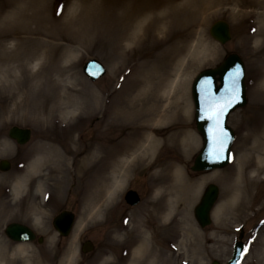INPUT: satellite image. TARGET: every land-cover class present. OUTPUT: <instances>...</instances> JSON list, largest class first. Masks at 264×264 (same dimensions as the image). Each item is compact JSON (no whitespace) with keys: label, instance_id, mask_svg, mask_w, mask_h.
I'll return each mask as SVG.
<instances>
[{"label":"rangeland","instance_id":"1","mask_svg":"<svg viewBox=\"0 0 264 264\" xmlns=\"http://www.w3.org/2000/svg\"><path fill=\"white\" fill-rule=\"evenodd\" d=\"M118 2L0 0V50L4 49L0 51V160L7 158L13 164L9 172L0 170V264H127L129 253L125 250L130 251L139 240H145L148 249L153 248L154 264H211L214 259L225 263L232 256L240 226L245 230L247 249L240 264H264V170L255 178L251 167H245L253 155L258 159L264 146V142L255 140L258 136L264 140V0H206L191 22L171 28L168 42H164L162 33H158L155 45L148 37L129 58V46L124 38L120 41L116 24L105 23L112 16L118 20L121 17ZM219 19L231 26L232 38L224 44L209 31ZM23 24L29 34L22 30ZM14 32L18 38L12 36ZM187 37V49L172 60L166 87L162 88L166 95L159 105L167 116L155 122L158 144L154 153L130 173L124 187L108 197L102 209H91L95 199H87L88 181L104 165L112 164L113 155L125 153L127 137L141 130L136 119L117 113L114 116L118 118L108 124L106 108L120 100L121 104L137 106L143 87L136 82L135 68L142 62L162 59L164 51ZM28 50H36L38 56L22 72L16 65ZM231 52L239 53L245 62L248 96L247 104L229 116L235 131L233 157L220 169L194 172L191 166L203 138L195 125L192 82L199 71L218 65ZM92 57L99 58L107 68L96 81L90 80L82 68ZM173 84L177 87L173 101H180L182 117L166 97L173 95ZM85 87L87 96L82 94ZM88 98H92L93 106L99 105L95 111L63 116L66 104ZM14 124L32 128L29 143L19 145L9 137ZM51 145L65 159L62 164L68 177L64 183L47 178V164L37 168L34 164ZM101 152L106 156L92 165ZM150 161L152 166L147 165ZM172 164L181 166L185 173L189 200H178L175 195V204L182 206L170 211L165 208L159 215L157 209L167 198L165 187L169 185L161 176L167 175ZM227 181L243 184L244 192L239 198L228 197L217 215ZM250 181L254 185L246 191ZM210 183L219 186V198L211 213L212 223L201 227L194 208ZM17 184H21L17 190H8ZM130 188L142 197L137 206L125 202V192ZM63 209L74 210L77 215L66 237L53 226L54 216ZM182 217L186 223L180 222ZM12 221L28 223L39 235L44 223V242L11 240L5 227ZM84 240L95 243L92 253H82Z\"/></svg>","mask_w":264,"mask_h":264},{"label":"bare ground","instance_id":"2","mask_svg":"<svg viewBox=\"0 0 264 264\" xmlns=\"http://www.w3.org/2000/svg\"><path fill=\"white\" fill-rule=\"evenodd\" d=\"M205 1L206 0H119L118 7H120L118 9L122 12L121 17L118 20L116 17L112 16L105 23L113 21V23L116 24L115 29H118L120 41L124 38L126 44L129 46V51H127V58H129L131 55L130 53L133 55V53L142 48L143 41L147 40L148 37L152 39V45H155L158 33H162L164 42H168L172 37L171 28L183 26L191 22L195 17L196 12H199L204 6ZM201 3L202 6H200ZM159 10L161 11L157 13ZM27 27V25L23 24L22 30H25L29 34L30 31ZM3 35H6V33ZM14 35L15 38H18L17 32L12 34V36ZM187 41L188 37L171 45L169 48L170 50L164 51L163 57L160 56L162 59H153L148 62H142L135 68L138 72L136 82L140 87H143V89L139 91L140 98L136 99L137 106H135V103H127V105L124 103L121 104L120 101L122 100H120L113 102L108 108H106L105 118H108V124H111L114 118H118L114 116V114L116 115L117 113V116L120 117L127 118V116H130V118L136 119V122H140L137 125L140 126L141 130L127 137L128 146L125 149L126 151H124L125 153L121 154L119 157L113 155L112 164L110 166L104 165L103 170L95 172L92 179L88 181L87 199H89V201L95 199L94 203L91 205V209H94L95 207L96 211L102 209L108 201L107 198H110L115 193H119L120 189L124 187L125 180L130 178H128L130 173L139 167V165L150 160L151 153H154L158 144V138L155 136V122L159 119L160 121L158 122H161L167 116L165 110H160L159 105L160 101L165 98L162 97V95H166L162 88L166 87L171 69L169 66L171 65L172 60L180 56V54L187 49ZM3 50L4 49L0 51L3 52ZM22 55H24V57L21 56L19 58L16 67L19 68V70L21 69L20 71L25 72L27 71L28 63L36 59L38 54L36 50H28ZM180 57L178 58V61H180ZM36 64L39 63L36 62ZM9 68L12 69V67ZM28 87L31 89V83H28ZM176 89L177 87L175 88V84H173L171 87V90L174 91L173 95L170 96L169 93L166 97L168 102H170L172 109L182 117V108L179 107L180 101H178L177 98L173 101L174 97L177 95ZM82 90V94L87 96L88 89L85 87ZM23 91L28 95L29 90L26 86L23 87ZM91 99L92 98H88L87 101L82 100L79 103L66 104L63 116L92 113L99 107V105L93 106L90 103ZM183 133L187 134V132ZM254 136L258 135L254 134ZM186 139L187 137H185V141L188 143ZM255 140L264 142L263 137L259 136L258 138L256 137ZM257 147H259L258 144ZM261 147V153L257 155L258 159L253 155V159H250L245 163L246 168L251 167V171L255 173V178L264 170V146L261 145ZM97 149H100V147H97ZM253 150H256L255 147H253ZM43 152L44 154L40 155L39 159L37 157L34 161L36 168L43 164H47V178L55 179L57 183H64L68 177L67 168L62 164L65 159L61 158L58 151L54 149V145L44 148ZM106 154L107 153L102 152L96 154L92 165L102 160ZM126 161H130V164L126 165ZM120 162H123V164ZM148 164L152 166L154 163L150 161L147 165ZM245 171L246 170H244V172ZM111 173H113V176ZM161 177L166 179L169 185L165 187V196L167 198L157 209L158 211L160 210L159 215L163 214L165 208L170 211V208L174 210L177 208L178 210L182 206V203L175 204V195L178 200L183 199L185 202L189 200V185L181 166L176 164L170 165L167 175H162ZM253 185L254 183L251 181L248 182L246 185V191L250 190V187ZM17 186H21V184H17L14 187L15 190L18 189ZM113 190L116 191L113 192ZM242 192H244L243 184H234L227 181V189L224 193L222 204L217 208L216 214L219 215L221 211H223L228 197L232 195L239 198ZM185 208L187 209V207ZM156 216H158V213H156ZM184 216L187 217L186 210ZM161 217L166 218L165 215H162ZM180 222L186 223L184 217H182ZM140 227V231L143 233L142 225H140ZM145 242V240H139L136 246L132 247L131 245L127 264H154L153 258L155 254L153 248L148 249ZM127 247H129V245ZM143 252L146 255L145 258Z\"/></svg>","mask_w":264,"mask_h":264},{"label":"water","instance_id":"3","mask_svg":"<svg viewBox=\"0 0 264 264\" xmlns=\"http://www.w3.org/2000/svg\"><path fill=\"white\" fill-rule=\"evenodd\" d=\"M211 35L221 43L231 39L230 25L225 20L216 21L210 29ZM238 70V71H237ZM84 71L95 80L103 75L105 67L97 59L89 60L84 65ZM231 74V75H230ZM218 81L220 83H218ZM234 81V82H233ZM192 94L196 107L197 129L202 133L204 146L195 158L192 169L195 171L209 170L222 167L229 162L231 145L234 138L233 129L227 124L229 113L243 107L247 103L245 85V66L237 53L229 54L224 61L215 68H208L200 72L192 86ZM221 106H226L219 117V126L214 119H209ZM220 129L223 132H220ZM11 138L24 144L31 137V129L14 125L9 130ZM0 168L4 171L10 168L7 160H2ZM219 188L209 184L200 203L195 207V216L201 226L211 223V209L218 197ZM126 199L131 204H137L140 196L135 190L126 193ZM74 214L63 211L54 218V225L62 235H68L72 228ZM8 236L17 241H30L36 238L35 232L20 223H11L6 228ZM42 239L40 238L39 241ZM91 241L83 244L82 250L88 252L93 248ZM243 250V244L237 242L234 256L227 264H237ZM212 264H219L213 261Z\"/></svg>","mask_w":264,"mask_h":264},{"label":"snow or ice","instance_id":"4","mask_svg":"<svg viewBox=\"0 0 264 264\" xmlns=\"http://www.w3.org/2000/svg\"><path fill=\"white\" fill-rule=\"evenodd\" d=\"M237 71H238V70H237ZM230 75H231V74H230ZM233 82H234V81H233ZM225 107H226V106H221V107H219V108L214 112V114H213L212 116H209V119H214V120L216 121V126H217V127L219 126V117H220V115L223 113ZM220 132L222 133L223 130L220 129ZM244 251L246 252L247 249H245Z\"/></svg>","mask_w":264,"mask_h":264},{"label":"flooded vegetation","instance_id":"5","mask_svg":"<svg viewBox=\"0 0 264 264\" xmlns=\"http://www.w3.org/2000/svg\"><path fill=\"white\" fill-rule=\"evenodd\" d=\"M42 205H43V215H44V191H43V200H42ZM44 220V218H43ZM43 235H44V223H43Z\"/></svg>","mask_w":264,"mask_h":264}]
</instances>
